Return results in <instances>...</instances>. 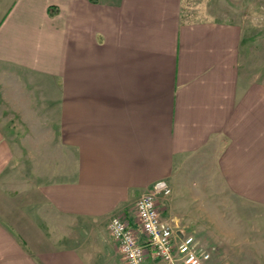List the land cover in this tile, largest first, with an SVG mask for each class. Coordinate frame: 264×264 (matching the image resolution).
Returning <instances> with one entry per match:
<instances>
[{"label":"crops","instance_id":"0c3cea01","mask_svg":"<svg viewBox=\"0 0 264 264\" xmlns=\"http://www.w3.org/2000/svg\"><path fill=\"white\" fill-rule=\"evenodd\" d=\"M182 3L0 0V264H103L109 221L158 180L184 234L191 170L264 204V82L238 25Z\"/></svg>","mask_w":264,"mask_h":264},{"label":"rangeland","instance_id":"374dc122","mask_svg":"<svg viewBox=\"0 0 264 264\" xmlns=\"http://www.w3.org/2000/svg\"><path fill=\"white\" fill-rule=\"evenodd\" d=\"M182 18L238 25L243 32V73L249 81L264 82V0H183ZM214 174L213 169L186 173L188 187L183 184L178 190L181 211L191 225L184 234H194L201 244L214 248L209 264H264V204L241 200ZM78 237L81 249L99 244L87 234ZM111 240V259L96 248L98 261L125 264Z\"/></svg>","mask_w":264,"mask_h":264},{"label":"built area","instance_id":"2783aa9c","mask_svg":"<svg viewBox=\"0 0 264 264\" xmlns=\"http://www.w3.org/2000/svg\"><path fill=\"white\" fill-rule=\"evenodd\" d=\"M172 195L166 180L146 189L131 214H119L108 223L125 264H209L213 247L200 243L194 234H183L164 215L162 200Z\"/></svg>","mask_w":264,"mask_h":264},{"label":"trees","instance_id":"16d2710c","mask_svg":"<svg viewBox=\"0 0 264 264\" xmlns=\"http://www.w3.org/2000/svg\"><path fill=\"white\" fill-rule=\"evenodd\" d=\"M91 2H93V3H96L97 2V0H90Z\"/></svg>","mask_w":264,"mask_h":264}]
</instances>
